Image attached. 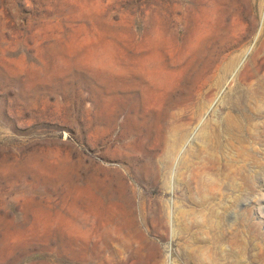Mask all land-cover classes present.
<instances>
[{
	"label": "rangeland",
	"instance_id": "1",
	"mask_svg": "<svg viewBox=\"0 0 264 264\" xmlns=\"http://www.w3.org/2000/svg\"><path fill=\"white\" fill-rule=\"evenodd\" d=\"M263 1L207 53L197 95L201 59L175 45L186 3L0 0V264H82L83 217L95 264H264ZM157 45L176 74L145 95L129 65ZM131 209L143 239L115 240L99 210Z\"/></svg>",
	"mask_w": 264,
	"mask_h": 264
},
{
	"label": "bare ground",
	"instance_id": "2",
	"mask_svg": "<svg viewBox=\"0 0 264 264\" xmlns=\"http://www.w3.org/2000/svg\"><path fill=\"white\" fill-rule=\"evenodd\" d=\"M178 1L180 2V5L184 3L187 4V6L185 5V7L187 8V19L185 20L187 22L185 21L186 25H184V28L177 27L178 32L175 33V45L181 46L182 53H186V55H188H185L186 57L201 59L200 77L196 79V83L198 84L196 93L197 95H199L201 93V89L204 87V82L206 81L205 77L207 76L208 72L211 71L210 64H212L211 60L213 59V55L210 54V57H207V53L214 47L219 46V44L222 43L230 35L234 37L235 35H238L235 33V27L237 25L235 24L236 21L242 16H246L248 14L250 15L253 14L254 11H257L255 10V7L259 6L260 2L259 0ZM236 41H238V39ZM132 59L133 60L129 65V79L131 82H134L137 80V77L143 87V93L145 95H153L159 92L162 88L169 87L171 85L172 78L174 74H176V69L169 68L166 65L165 61L162 58L160 45L155 46L154 49L150 51V53H144L136 57L132 56ZM115 64L116 63H114L113 65ZM191 93L192 92L189 91H178L175 93L176 105L181 109H187L189 113L193 110L194 104V96H192L193 94ZM135 130L136 127L133 123H127L125 136L135 134ZM205 131L206 128L201 129L202 133H204ZM173 139L174 140H172L171 142L172 148L169 150L168 147V150L170 151L168 152V160H173L175 150L183 145V142L186 139V134L183 136L176 135V137ZM147 151L149 153V150ZM155 156L156 154L153 155V158H155ZM132 163L136 165L138 161L133 160ZM158 164H160V162L154 159L151 166L148 165L149 170L152 173H160L161 165ZM119 174V176H122L124 172ZM116 193H118L122 198H127V200L133 197L127 194L128 192L126 193L125 188L122 185L116 190ZM134 209H131V214L129 216L130 220L116 213L104 212L99 210L98 215L100 217L103 216L102 218H112L114 222L113 228L108 231L109 236L114 237L115 240L127 241L129 243L138 242L143 239V231H141L139 225H137ZM87 221L88 220L83 217L80 226H78L80 234L81 259L82 264H95L97 262L96 257L98 256V251L96 249V246L90 243L89 234L91 230L90 227H88ZM129 243L122 244L128 245ZM216 247L218 246L216 245ZM190 256L193 259L194 264H212V262H209L208 259L206 260L202 258L197 249H193ZM209 257L214 263L222 264L221 253H217L215 251L210 254Z\"/></svg>",
	"mask_w": 264,
	"mask_h": 264
}]
</instances>
